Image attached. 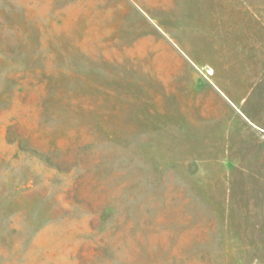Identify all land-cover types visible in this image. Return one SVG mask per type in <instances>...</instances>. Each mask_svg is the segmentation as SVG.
Listing matches in <instances>:
<instances>
[{
	"label": "rangeland",
	"instance_id": "obj_1",
	"mask_svg": "<svg viewBox=\"0 0 264 264\" xmlns=\"http://www.w3.org/2000/svg\"><path fill=\"white\" fill-rule=\"evenodd\" d=\"M262 86L264 0H0V264H264Z\"/></svg>",
	"mask_w": 264,
	"mask_h": 264
},
{
	"label": "crops",
	"instance_id": "obj_2",
	"mask_svg": "<svg viewBox=\"0 0 264 264\" xmlns=\"http://www.w3.org/2000/svg\"><path fill=\"white\" fill-rule=\"evenodd\" d=\"M257 94L255 97L252 99V102L257 103L260 102V113H259V118H248L246 119L256 128L260 129L262 132H264V86L262 88L256 91ZM261 93V94H258ZM247 96V95H246ZM245 96V101L248 102L247 97Z\"/></svg>",
	"mask_w": 264,
	"mask_h": 264
}]
</instances>
